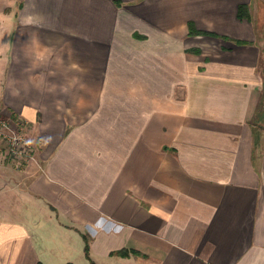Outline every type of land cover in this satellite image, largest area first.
I'll use <instances>...</instances> for the list:
<instances>
[{
    "label": "crops",
    "instance_id": "crops-1",
    "mask_svg": "<svg viewBox=\"0 0 264 264\" xmlns=\"http://www.w3.org/2000/svg\"><path fill=\"white\" fill-rule=\"evenodd\" d=\"M0 113V264H264V0H0Z\"/></svg>",
    "mask_w": 264,
    "mask_h": 264
},
{
    "label": "built area",
    "instance_id": "built-area-1",
    "mask_svg": "<svg viewBox=\"0 0 264 264\" xmlns=\"http://www.w3.org/2000/svg\"><path fill=\"white\" fill-rule=\"evenodd\" d=\"M25 120L0 113V166L22 168L36 160Z\"/></svg>",
    "mask_w": 264,
    "mask_h": 264
},
{
    "label": "trees",
    "instance_id": "trees-1",
    "mask_svg": "<svg viewBox=\"0 0 264 264\" xmlns=\"http://www.w3.org/2000/svg\"><path fill=\"white\" fill-rule=\"evenodd\" d=\"M246 9H244V8H241L240 9V13H239V16L240 17H248V14H247V12L245 11ZM193 32V31H192ZM193 33H195V32H193ZM85 242H86V247H85V250H86V252H88V239L87 238H85Z\"/></svg>",
    "mask_w": 264,
    "mask_h": 264
}]
</instances>
